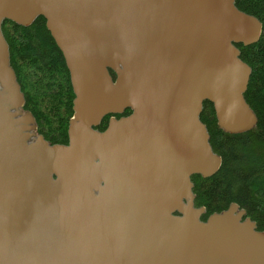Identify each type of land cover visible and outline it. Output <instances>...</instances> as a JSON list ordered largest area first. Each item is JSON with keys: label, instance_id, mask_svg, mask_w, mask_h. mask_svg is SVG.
Masks as SVG:
<instances>
[{"label": "water", "instance_id": "water-1", "mask_svg": "<svg viewBox=\"0 0 264 264\" xmlns=\"http://www.w3.org/2000/svg\"><path fill=\"white\" fill-rule=\"evenodd\" d=\"M39 16L75 94L67 145L36 135L2 31ZM262 30L236 0H0V264H264V231L235 203L203 221L192 182L222 165L206 101L225 132L257 125L237 45Z\"/></svg>", "mask_w": 264, "mask_h": 264}, {"label": "trees", "instance_id": "trees-1", "mask_svg": "<svg viewBox=\"0 0 264 264\" xmlns=\"http://www.w3.org/2000/svg\"><path fill=\"white\" fill-rule=\"evenodd\" d=\"M236 6L263 25L258 42L237 45L241 59L252 69L245 99L258 122L243 133L225 132L219 127L213 104L204 103L201 121L207 126L210 144L221 157L222 165L211 177L192 176L193 193L195 207L206 210L203 221L235 203L247 212L259 231H264V0H236ZM2 31L25 97L23 112L32 113L39 134L51 144L67 145L75 94L63 53L47 28L46 19L39 16L30 26L7 20ZM112 75L115 77L114 72ZM130 112L128 109L125 115ZM108 120L106 117L97 129H104Z\"/></svg>", "mask_w": 264, "mask_h": 264}, {"label": "flooded vegetation", "instance_id": "flooded-vegetation-1", "mask_svg": "<svg viewBox=\"0 0 264 264\" xmlns=\"http://www.w3.org/2000/svg\"><path fill=\"white\" fill-rule=\"evenodd\" d=\"M124 115H125V113H124V114H122V115H116V117H118V118H119V117H121V116H124ZM110 117H111V116H108V119H110ZM108 121H109V120H108ZM107 125H108V124H107ZM106 127H107V126H106ZM106 127H105V128H106ZM105 128H104V129H102V130H99V131H101V132H102V131H104V130H105ZM35 133H36V135H40V134H39V132H38V127H37V129L35 130ZM33 140H35V138H34Z\"/></svg>", "mask_w": 264, "mask_h": 264}]
</instances>
